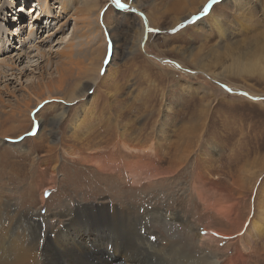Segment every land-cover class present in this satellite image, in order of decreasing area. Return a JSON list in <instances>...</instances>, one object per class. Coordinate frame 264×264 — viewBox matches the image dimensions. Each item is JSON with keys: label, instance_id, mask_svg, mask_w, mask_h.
Returning a JSON list of instances; mask_svg holds the SVG:
<instances>
[{"label": "rangeland", "instance_id": "rangeland-1", "mask_svg": "<svg viewBox=\"0 0 264 264\" xmlns=\"http://www.w3.org/2000/svg\"><path fill=\"white\" fill-rule=\"evenodd\" d=\"M24 1L0 0L3 112L33 97L39 88L31 82L55 76L53 63L64 58L68 44L94 49L90 73L99 75L80 97L85 106L81 101L65 105L58 121L50 119L60 111L55 104L65 100L46 99L39 112L31 113L30 124L22 127L23 118L5 122L7 131L0 132V240L18 226L33 243L48 231L52 244L70 217L65 214L81 206V228L98 238L106 233L108 248L133 264H174L173 255L162 251L170 245L189 252L197 264H264V0H218L210 7L209 0H120L124 8L114 0H92L95 9L89 0L84 5L90 10L87 25L72 13L74 4L62 12L53 0L45 1L55 17H40L33 25L39 11L34 9L42 4ZM18 20L25 28L16 33ZM7 28L11 33L6 34ZM26 28L37 32L27 36ZM81 89L80 82L76 93ZM119 131L129 141L139 137L144 146L154 143L157 179L146 172L142 186H133L122 163L121 177L112 170L107 180L84 164L76 162L78 171L70 165L69 159L88 154L91 139L93 150H106ZM74 134L87 139L78 143ZM167 152L173 154L171 164ZM95 180L104 191L93 187ZM19 211L29 219L17 220ZM112 219L121 220L114 233ZM37 221L40 227L33 225ZM148 231L165 260L154 256ZM53 252L50 264H81L73 255L63 256L69 251Z\"/></svg>", "mask_w": 264, "mask_h": 264}, {"label": "bare ground", "instance_id": "bare-ground-1", "mask_svg": "<svg viewBox=\"0 0 264 264\" xmlns=\"http://www.w3.org/2000/svg\"><path fill=\"white\" fill-rule=\"evenodd\" d=\"M38 1L42 5H39V6L35 5L37 7L34 6L35 7L34 11L36 9H38L39 11L35 15V18L32 20L33 25H35V23H36L35 21L40 19V17H47V20L49 18L55 17V15L53 13H51V10H48V9H50L48 2H46L45 0H38ZM88 1L89 0H87V1L86 0H82V1L81 0H53V3L54 2L59 3L61 10H63L62 12H64V10L72 9L71 7L74 4L73 7H76L77 9L74 8L72 13L75 15H76V13L78 15H80L81 20H83L82 22L87 25V23L89 21L88 20L85 21V20H86V17L89 16V14H87V13H89L90 10L88 11V8H86V6H84V5H87ZM23 2H25V1L23 0ZM90 3L92 5L91 8H94L92 0L90 1ZM75 5H77V6H75ZM92 11H93V9H92ZM56 15L61 16L60 13H57ZM31 18H32V15H31ZM96 18H97V15H96ZM1 19L3 20L4 23L9 22V20H10L9 17L8 18L2 17ZM16 22H18V28L15 29V32L17 33V30L22 29L24 26H21V20H18ZM7 30H9V28H7ZM22 31H24V34H26L27 36H34V33L37 32V29H35V28L27 29L26 28L25 30H22ZM9 33H11V30H9V32H6V34H9ZM82 33L85 34V32H82ZM135 34H136V32H135ZM4 43H5V36L3 35V28H1V26H0V51L1 52H2V48H4V46H3ZM92 50H94V49H92L90 47H88L86 49H75L72 44H68V46L62 51L64 58L58 62L53 63L55 76L47 77V79L43 78L42 81H40L41 84L38 81H36V83L35 82L30 83V85L32 87L35 86V87L39 88L38 91H35V90L33 91V97L29 96V99L26 100V102H24V103H22L20 100L16 101V104L11 108L9 107V110L7 112H3L4 110L1 109V107H0V132H6L7 131V128L5 127V122L11 121V120L18 122V121H22L21 118H23V122L21 124L22 127H24V125L30 124L29 121L31 119L29 120V117H31V113H35V111L39 112L41 110L39 108L40 104L42 102L45 103L46 99H49L48 100L49 102H53L55 100H65V101H62L60 105L55 104V107L59 108L60 111L58 113L54 114V117H52L50 119L51 123H53L54 121H58V119L62 118L63 110L61 111V109H63V107L65 105L68 106L71 103H74V102L78 103V101H81L80 104L82 106H85L86 102L82 104L84 99L80 98V97L82 96V93H84L86 88L90 85V83L96 81L97 76L99 75V74L98 75L96 74L93 76L90 73V66L89 65L91 63L90 57H91V54L93 52ZM97 58H98L97 59V61H98L100 58L99 57H97ZM257 65H259V64H257ZM247 70H249V69L247 68ZM254 70H253V72H254ZM93 73H97V70H96V72H93ZM1 74L5 75V71L3 73V70H1V68H0V76H1ZM39 80H41V79H39ZM80 80H83L84 82L80 81ZM74 81H77V82H74ZM80 82L82 83V89L78 93H76V91L79 88ZM42 85H44V86H42ZM3 104H5V102L0 96V106ZM48 105H50V104H48ZM53 107H54V104H53ZM41 117L42 116L40 115V118ZM72 120L74 122L73 123L74 126H76L77 119L75 117V114H74ZM21 125H19V126L21 127ZM74 130H76V129H74ZM102 131L104 132V135H102L101 137L105 138L106 137L105 129H103ZM106 131H108V129H106ZM93 132H94V130L91 133H93ZM119 132L120 133H117V136L115 135V138H114L115 141L112 144V146H114V147L117 146L116 149L112 150L111 141H110V143H109L110 146H108L106 150L99 151L98 146L94 147V150H93L92 144L90 142L93 140L91 139L88 142L89 146L85 148V150L87 151L88 154L86 155L85 153L84 154L79 153V155H77L78 159H74V161L72 159H69L70 161L69 160L68 161H69L70 165L75 166L74 170L78 171L76 162L84 164L85 166L91 167L90 168L91 171H95V175H97V178L99 177V178H104L105 180H107L108 178H110L111 176L114 175L112 170L115 171V176L121 175L120 163H122L124 165L123 167L128 170V174L130 175L133 182H136V183L138 182L137 184L135 183V185H133V186H136V185L142 186L141 181L143 179L142 180H140V179H141V176L145 175L146 172H148L150 174V176L148 178H154L155 179L160 173V167L155 166L153 164L154 156H155V159L157 160V155H158V150H157L156 146L154 145V143L151 141L150 144L147 143L148 145L146 144L144 146L142 144V141L139 139V137L136 139H131L129 141V139L124 138V137H126L127 133H124L121 131H119ZM74 135H75V137L78 138V139L74 138L78 143L87 139V135H85L83 137L78 136L76 134H74ZM3 136H7V135L5 133H3ZM109 136H110V134H108L107 137H109ZM95 137H97L96 133H95ZM152 138L153 137L151 136V137L147 138L146 140H148V139L152 140ZM107 142H109V140ZM16 146H19V144H16ZM168 146H170V145H168ZM52 147H54V146H52V144L49 145V148H52ZM22 152H24V150ZM113 154H115V155L117 154L119 157H115ZM129 157L131 158L130 162L128 161V159H130ZM170 157L172 158V160L170 162V164H171L173 161V154H171V152H167L166 158L170 159ZM108 163L109 164L112 163V164L108 167L107 166ZM165 168H168V167H165ZM165 168H163V170ZM87 172H84V173H87ZM13 173H15L14 170L11 171V176H13ZM103 175H105V176H103ZM115 179H116V177H115ZM145 180L151 181V179H145ZM54 183L55 182L52 179L51 182H48V186L53 187ZM146 183H148V182H146ZM93 187H95V189H98L100 191H104L102 187L101 188L99 187V185L97 184V181L93 183ZM262 196H263V199H262L261 205H264V193ZM204 197H205V195H204ZM41 199H43V197H41ZM5 206L9 207V209L11 208V206L9 204H5ZM81 208H83V207L76 206L75 209H73V211L72 210L68 211L67 214H65V215H69L70 217H69V219L66 220V224L64 226H62V228H60L58 230V232L53 235V236L58 235V239L55 240L54 242H52V244L49 242L51 235L48 233V231H46L42 236L40 234L41 239H40V241H37L38 243L37 242L33 243L32 242L33 237H31V239H30V237H28L25 234V232H24L25 229H24V231H22V230H19L20 227L15 226V228L11 229L10 231L8 230V232L0 240V254H1L0 264H50L51 262L49 261V258L50 259L54 258L53 250L54 251L56 250L58 252L61 251V252H63L62 254L69 251L67 254H64L63 256L66 257L68 255H73L76 258L75 260L81 264H91L88 262H92L94 260L96 261L98 255H103V257L102 256L99 257V259H97L96 264H133V263H131L132 260L130 258H128L127 255H120V253L117 254V253L111 251L112 247L107 245V242L110 238L108 237L107 241H104L105 236L103 234H106V233H101L99 238H98L96 236V233H94L91 229H90V231H84V228H81L83 226V224H82V221L80 219H78V216L81 213V211H80ZM75 211H77L76 215H74ZM103 211L105 214H108L107 212H105V210H103ZM132 212L137 213L138 211H137V209H134V210H132ZM134 213H132V214H134ZM21 214L22 213L20 211L17 213V216H16L17 220L22 219L23 217L29 219V216H27V215L21 216ZM148 215H149V213H148ZM2 216H4V215L2 214ZM13 218H15V217H13ZM10 219H12V218H10ZM25 222H26V220H25ZM98 222L102 223V220L99 219ZM21 223H22V221H21ZM41 223H43V222H41ZM109 224H111L112 227L111 226L110 227L114 233L117 230V228L119 226H121L120 225L121 220L112 219V220H110ZM33 225L40 227L39 222L37 224H33ZM73 225H75L74 228H72ZM27 231H28V229H27ZM148 233H149V236L152 238V242L151 241H148V242L150 245H152V252H153V254H155L154 256H157V257L162 259V257H164V254H161L159 252L160 249L158 247L157 240L152 236L151 231L150 232L148 231ZM205 234L208 235L209 233H207V232L202 233L201 236H205ZM13 235H15V236H13ZM29 235H30V233H29ZM35 235H36V233H35ZM40 236H38V237H40ZM37 239L39 240V238H37ZM52 239H51V241H52ZM87 242H90L88 246H87ZM111 242H112L113 246L117 245L115 240H113ZM136 245H138V244H136ZM155 245H156V247H154ZM51 246H52V249H50ZM108 246L111 247V249L108 248ZM174 246L170 245L169 249H166L164 246H162L166 249V250H162L164 253H166V255L167 254L173 255L171 261L174 264H197L198 263L197 261L193 260L189 256L190 254L188 255L189 252L188 253L186 251L183 252L182 249L179 250L180 247L177 248L178 245H176V247H174ZM105 247L107 248V250H105ZM2 249L5 251H2ZM102 252H104V253H102ZM163 260H165V257ZM73 263L74 262H72L71 264H73ZM211 264H215V262H211Z\"/></svg>", "mask_w": 264, "mask_h": 264}, {"label": "snow or ice", "instance_id": "snow-or-ice-1", "mask_svg": "<svg viewBox=\"0 0 264 264\" xmlns=\"http://www.w3.org/2000/svg\"><path fill=\"white\" fill-rule=\"evenodd\" d=\"M216 2H218V0H209V7H210L212 4L216 3ZM114 3L116 4V7H117V8H124V7H126L124 4H122V3L120 2V0H114ZM207 11H208V7L205 8V12H207Z\"/></svg>", "mask_w": 264, "mask_h": 264}, {"label": "water", "instance_id": "water-1", "mask_svg": "<svg viewBox=\"0 0 264 264\" xmlns=\"http://www.w3.org/2000/svg\"><path fill=\"white\" fill-rule=\"evenodd\" d=\"M254 99H257V98L254 97Z\"/></svg>", "mask_w": 264, "mask_h": 264}]
</instances>
